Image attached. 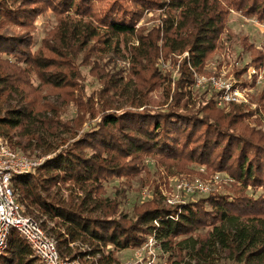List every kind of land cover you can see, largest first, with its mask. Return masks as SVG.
<instances>
[{"label":"trees","instance_id":"1","mask_svg":"<svg viewBox=\"0 0 264 264\" xmlns=\"http://www.w3.org/2000/svg\"><path fill=\"white\" fill-rule=\"evenodd\" d=\"M146 11H163L159 23L137 28ZM231 11L264 23V0H0V136L14 151L45 159L15 177L13 189L22 214L55 237L61 257L81 245L91 250L90 264H118L119 252L142 248L155 233L170 259L185 253L195 264H215L224 251L264 264V88L255 114L235 103L225 114L215 95L199 105L188 96L195 72L222 48ZM48 12L56 25L36 48V22ZM122 37L138 41L127 80L102 64ZM185 53L175 88L152 109L147 75H160V59ZM262 61L259 52L253 62ZM83 66L102 82L93 95ZM71 105L76 115L68 120ZM147 162L173 176L226 173L233 183L177 206L161 205L156 191L129 215L123 201L151 172ZM111 181L121 184L113 199ZM6 253L1 264H43L16 231Z\"/></svg>","mask_w":264,"mask_h":264},{"label":"rangeland","instance_id":"2","mask_svg":"<svg viewBox=\"0 0 264 264\" xmlns=\"http://www.w3.org/2000/svg\"><path fill=\"white\" fill-rule=\"evenodd\" d=\"M165 1L169 2V0ZM162 12L163 11H146L137 28L140 26H146L148 29L153 28L159 23ZM36 25L37 27L34 31V37L37 48L40 46L41 41L46 37L47 33L54 28L56 20L53 14L48 12L38 18ZM246 39L247 42L254 47L252 52H246L244 50V40ZM116 44V47L119 46L118 51L106 55L102 64L107 66L109 73L122 71L123 77L127 80L131 76L130 69L132 59L129 49L132 46H138V41L136 38L122 37L116 41ZM259 52H262L264 55V23L259 22L256 18L248 19L240 13L231 11L227 22V28L223 34L222 48L210 61L207 62L203 72H195L194 74L195 86L193 92L191 94L188 93L191 103L199 105L203 97L205 99L204 101H209L210 98L215 95L217 109L223 111L225 114L230 112L232 105H225L223 107L218 106L217 91H215L209 84H199L203 78L209 79L215 76H224L226 80L234 83L235 87L241 91L243 100L241 103H235V105L241 106L247 113L255 114L259 107V94L264 88V62H253ZM187 54L188 53L181 56L175 55L173 57L174 60L160 59L158 63L160 75L157 74L155 78H151V72L147 75L148 80L150 79V90L153 91L149 93V104L152 109H159L165 104L166 91L169 90L172 92L175 88V84L181 77L180 71L183 59L189 56H187ZM82 73L88 95H93V93H96L102 88V82L96 74L92 73L91 66H83ZM132 81V85H134L136 80L133 79ZM122 105L125 106V100L122 101ZM125 108H127V106H125ZM75 115V107H73V105L69 106L65 112V116L69 120L75 117ZM260 117L264 120V115H260ZM261 130L264 131V126L261 127ZM26 156L33 160L38 159L34 155ZM148 164L151 166V172L149 174H142L139 178L135 179L133 181L132 189L128 191L125 196L126 198L123 201L121 208L124 213L132 215L133 208L136 205H141L143 202L151 200L154 197L153 193L156 191L159 193L156 194V196L161 205L177 206L189 201H196L200 198H205L211 193H223L225 189H227L225 187H227L228 184L233 183V180L226 173H212L210 171L209 173H204L203 178L198 176L188 178L190 176L187 174L173 176L172 172L165 171L164 169H159L161 170L159 171L156 168H153L151 162ZM188 168L197 171L198 173H203L205 171L204 169L197 167L189 166ZM196 180H201L209 188V192L201 193L195 191L194 193H187L186 191L179 189L181 183H189L193 185ZM120 185L119 181H111L108 183L107 196L113 199L115 197V189ZM64 196L66 198V195ZM49 227L52 228L53 225L49 224ZM45 233L53 239L58 246L55 237L47 231H45ZM200 233L203 236L208 235L207 231H200ZM72 247V252L69 258H78L84 264H90L93 262L92 259L86 255V253H90L91 251L87 246L73 245ZM108 250L109 249L105 250V253H107ZM155 253L157 256L156 264H195V262L191 260V257L185 253L181 256L182 260L176 256L170 259L171 254L162 246H160ZM80 254H82L83 257ZM8 258L9 255L5 253L3 258L0 259V264ZM99 258L100 255L97 256V259ZM117 259L118 264H134L137 261L136 250L121 251L117 254ZM214 262L215 264H255L252 263V261L230 256L228 252L224 251L221 252L220 256L215 255Z\"/></svg>","mask_w":264,"mask_h":264},{"label":"built area","instance_id":"3","mask_svg":"<svg viewBox=\"0 0 264 264\" xmlns=\"http://www.w3.org/2000/svg\"><path fill=\"white\" fill-rule=\"evenodd\" d=\"M202 83L209 84L217 91L219 107L241 103L243 100L241 91L235 87L234 83L226 80L224 76H215L209 79L203 78L199 84ZM44 160H33L24 154L14 151L0 136V259L6 253L13 231H16L21 234L32 249L35 257L43 264H84L78 258L61 257L57 249V243L45 233L38 222L22 214L23 208L17 202L13 189V180L15 177L32 173L43 164ZM179 189L187 193H194L195 191L201 193L209 192V188L201 180H196L193 185L181 183ZM155 224L158 225L157 222ZM160 246V241L154 233V235L149 237L147 244L136 250L137 261L134 264H156L157 256L155 251Z\"/></svg>","mask_w":264,"mask_h":264}]
</instances>
